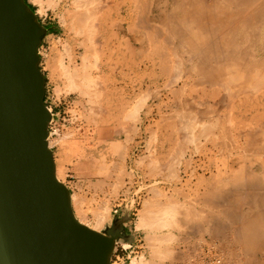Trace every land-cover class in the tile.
Listing matches in <instances>:
<instances>
[{"label": "rangeland", "instance_id": "rangeland-1", "mask_svg": "<svg viewBox=\"0 0 264 264\" xmlns=\"http://www.w3.org/2000/svg\"><path fill=\"white\" fill-rule=\"evenodd\" d=\"M49 1L26 0L47 29L39 55L45 103L53 115L49 142L56 174L71 192L76 217L93 229L98 215L106 213L101 233L116 218L125 219L129 239L117 243L112 264L249 263L252 257L225 233L235 226L232 220L227 223L228 213L245 207L222 202L223 237H213L211 217L217 211L214 192L228 191L229 184L235 187L254 176L264 178V82L239 79L240 74L237 80L199 72L190 46L180 44L163 22L180 14V0ZM213 1L205 0L212 9L208 14L215 12ZM181 22L184 30L186 23ZM188 33L198 35L196 29ZM212 196L214 203L209 202ZM122 201V211L114 214ZM167 203H178L191 225L186 226L183 215L168 214ZM201 211L205 217L197 216ZM170 215L185 225L183 232L163 224L158 229L156 218L161 222ZM196 217L212 221L206 223L212 227ZM233 224L240 227L242 219Z\"/></svg>", "mask_w": 264, "mask_h": 264}, {"label": "water", "instance_id": "water-1", "mask_svg": "<svg viewBox=\"0 0 264 264\" xmlns=\"http://www.w3.org/2000/svg\"><path fill=\"white\" fill-rule=\"evenodd\" d=\"M47 29L26 0H0V264H112L125 219L80 224L49 146L39 49Z\"/></svg>", "mask_w": 264, "mask_h": 264}, {"label": "bare ground", "instance_id": "bare-ground-1", "mask_svg": "<svg viewBox=\"0 0 264 264\" xmlns=\"http://www.w3.org/2000/svg\"><path fill=\"white\" fill-rule=\"evenodd\" d=\"M49 1V0H48ZM51 1V0H50ZM49 1V2H50ZM75 1V0H74ZM53 2V1H52ZM78 2V1H77ZM84 2V1H83ZM91 2V1H90ZM95 2V1H94ZM209 2V1H208ZM207 2V3H208ZM215 4L214 6H210L213 7L215 12L214 14H208L210 13V11L207 8V3L205 2V0H180V5H177V7L179 8V12L175 13V14H171L169 17H164L165 19L163 20V22L166 21V23L169 25V29L173 35H176L178 39V41L180 42V44L183 45H188L191 48V54L193 55V59L195 58L196 62H197V68L199 70V72H203L206 73L209 76H213L216 78H219L220 76H226V75H231V76H235L234 78H237L239 74V79L241 78V76L245 77L248 76L252 81H255L256 84L259 85L261 83H263L264 81L259 80L260 78L264 80V0H216L213 1ZM44 3V2H43ZM58 3V2H57ZM211 3V2H210ZM48 4V3H47ZM150 4V3H149ZM148 4V6H149ZM213 4V3H212ZM56 5V4H55ZM79 5V2H78ZM96 5V4H95ZM223 5V6H222ZM145 6V5H144ZM208 6V7H209ZM78 7V6H76ZM141 7V6H140ZM80 8V7H79ZM84 8V7H83ZM93 8V7H92ZM209 10V11H208ZM77 11V10H76ZM213 12V11H212ZM146 13V12H145ZM144 14V13H142ZM180 15H182V18L180 19ZM88 16V15H87ZM143 16V15H142ZM86 17V16H85ZM63 18V17H62ZM79 19V18H78ZM63 20V19H62ZM88 20V19H87ZM181 21L185 22L186 26H184V30L182 29V27H180V25H178L179 23H182ZM88 24V23H87ZM93 24V23H92ZM83 26H85L83 24ZM93 27V26H92ZM196 29L197 30V34L198 35H191L188 33L189 30H193ZM81 30V29H80ZM73 31V30H72ZM192 31H190L191 33ZM81 33V31H80ZM188 33V34H187ZM78 35V34H77ZM173 41V40H172ZM98 42V41H97ZM138 43V42H136ZM81 44V43H80ZM110 44V43H109ZM179 44V45H180ZM252 45L257 46L258 51L256 50V48L253 49ZM174 46V45H173ZM171 47V46H170ZM183 47V46H182ZM252 47V48H251ZM169 48V47H168ZM95 49V48H94ZM253 49V50H252ZM140 50V49H139ZM173 50V49H172ZM175 50V49H174ZM170 51V50H169ZM172 53V52H171ZM183 55V54H182ZM183 57V56H182ZM97 58V57H96ZM87 59V58H86ZM192 60V57H191ZM89 64V63H88ZM85 66V65H84ZM87 66V65H86ZM196 66V65H195ZM65 68H67L65 66ZM89 68V67H88ZM87 68V69H88ZM196 68V69H197ZM98 69V68H97ZM195 69V68H193ZM196 69L193 72H196ZM69 70V69H68ZM180 70V69H179ZM64 71V70H63ZM91 71V69H90ZM172 71V70H171ZM187 71V70H186ZM74 72V70H73ZM162 72H164V70H162ZM263 72V73H262ZM74 74V73H73ZM261 74V75H260ZM263 74V75H262ZM66 75V74H65ZM75 75V74H74ZM90 75V74H89ZM70 76V75H68ZM84 76V75H83ZM74 77V76H73ZM230 77V76H229ZM257 77V78H256ZM222 78V77H221ZM232 77V80H236ZM85 80V77L83 78ZM98 79V78H97ZM69 80V79H68ZM91 80V79H90ZM214 80V79H213ZM259 80V81H258ZM73 81V79H72ZM231 82V81H230ZM91 83V82H90ZM214 83V82H213ZM212 83V84H213ZM251 84H253V82L250 81ZM74 84V83H73ZM89 84V83H88ZM220 84V82H219ZM226 84V83H225ZM224 84V85H225ZM231 84H233L231 82ZM249 84V85H251ZM75 85V84H74ZM73 85V86H74ZM92 85V84H91ZM96 85V84H95ZM172 85V84H171ZM248 85V86H249ZM82 86V85H81ZM168 86V85H167ZM213 86V85H212ZM210 86V87H212ZM221 86V85H219ZM255 86V85H254ZM253 85H251V87H254ZM263 86V85H262ZM86 87V86H85ZM89 87V85H88ZM227 87V86H226ZM250 87V86H249ZM75 88V87H74ZM78 88V86H77ZM87 88V87H86ZM85 88V89H86ZM90 88V87H89ZM101 88V87H100ZM79 89V88H78ZM88 89V88H87ZM227 90V89H226ZM246 90V89H245ZM75 91V90H74ZM89 91V90H88ZM96 91V90H95ZM174 92V91H173ZM225 92V91H224ZM248 93V92H247ZM88 94V93H87ZM89 95V94H88ZM252 95V94H251ZM84 96V95H83ZM143 96V95H142ZM226 96V95H225ZM237 97V96H236ZM251 97V96H250ZM91 98V97H90ZM142 98V97H141ZM147 98V97H146ZM225 99V98H224ZM204 100V99H203ZM237 101V100H236ZM199 102V101H198ZM88 103V102H87ZM185 103V101H184ZM194 103V102H193ZM210 103V101H209ZM217 103V102H216ZM93 104V103H92ZM205 104V102H204ZM195 105V104H194ZM186 106V105H185ZM202 108V107H201ZM49 112L50 109H48ZM91 110V109H89ZM184 111V110H183ZM90 112V111H89ZM189 112V111H188ZM217 112V111H216ZM187 113V112H186ZM203 115L204 112H202ZM180 114V113H179ZM201 114V113H200ZM173 115V114H172ZM183 115V114H182ZM208 114H206L205 116H207ZM229 115V114H228ZM184 116H187L184 114ZM196 116V115H195ZM202 116V114L200 115ZM173 117V116H172ZM204 117V116H203ZM209 117V116H207ZM174 118V117H173ZM180 118V117H179ZM200 118V117H199ZM206 118V117H204ZM165 119V118H164ZM187 118L185 117V120ZM210 119V118H209ZM208 119V120H209ZM221 121V120H220ZM202 122V121H200ZM219 123V122H218ZM227 123V122H226ZM231 123V122H230ZM185 124V123H184ZM201 124V123H200ZM232 124V123H231ZM191 125V124H190ZM189 124L186 126H190ZM181 126V125H180ZM222 126V125H221ZM185 127V126H184ZM132 129V128H131ZM246 129V128H244ZM124 130V129H123ZM249 130V129H248ZM202 131V130H201ZM205 131V130H204ZM203 131V132H204ZM207 131V130H206ZM205 131V132H206ZM197 133V132H196ZM219 133V132H218ZM217 133V134H218ZM254 133V132H253ZM216 134V135H217ZM255 134V133H254ZM215 135V134H214ZM244 136V135H243ZM187 138V137H186ZM217 138V137H216ZM152 139V138H151ZM151 141V140H149ZM48 142H49V138H48ZM185 142V141H184ZM184 145V144H183ZM258 145V144H257ZM49 146L51 148V144L49 142ZM177 147V146H176ZM185 147V146H183ZM185 150V149H184ZM187 150V149H186ZM262 153V152H261ZM259 158V157H258ZM141 159H145V158H141ZM138 164V163H137ZM159 165V164H158ZM149 167V166H148ZM155 168V167H154ZM259 169V168H258ZM260 171V170H259ZM122 172V171H121ZM235 178V177H234ZM59 179V178H58ZM239 180V179H237ZM233 181V180H232ZM237 181H235L236 183ZM242 182V180L240 181ZM240 182L236 183V186L233 187L235 184H233L232 186H230V184L228 185L230 188V190L228 191H224V190H219V192L216 194L215 193V197L214 198L212 196V201L209 200V202L214 203L213 198L217 201L216 203H214V206H217L216 209V214L213 215L211 217V214L209 213V217L208 219L212 218V224L214 225V227H212L210 225V227L213 228L212 231V235L215 238L218 237H223V232L226 231V228L224 229V227H222V225L220 224V216H223L222 211L224 210V208L226 209V207L222 208V202L223 201H227L228 204L230 205H240V206H244L245 208L240 212H235L232 214V211L229 212L228 215V224L235 225L232 228L229 227V230H227L225 233L228 234L229 231V235H230V239L233 242L232 244L234 246H240L241 249L244 252H248L246 253L247 255L252 257V260L249 263L246 264H264V193H262L261 191L264 192V178H260L258 176H254L251 178H248V182L244 183L242 182V184ZM221 183V182H220ZM117 184V183H116ZM225 185V184H224ZM213 186V185H211ZM210 186V187H211ZM227 186V185H226ZM225 186V188H226ZM120 187V186H119ZM213 188V187H211ZM258 191V193L254 192V191ZM136 193V192H135ZM209 195V193H208ZM74 196V195H73ZM207 196V194H206ZM211 197V194L209 195ZM175 201V200H174ZM171 202V201H170ZM178 202V201H177ZM161 203V202H160ZM173 203V202H172ZM170 205L169 204V209H165L167 211L168 214L171 213V215H175L176 216H181L183 215L182 213H180L179 208L176 205ZM200 204V203H199ZM203 204V203H202ZM207 205V203H205ZM216 204V205H215ZM181 205V204H180ZM183 205V204H182ZM159 206V204L157 205ZM166 206V204H165ZM171 206V207H170ZM191 206V205H190ZM227 206V205H226ZM229 206V205H228ZM230 206V207H232ZM185 207V206H184ZM184 207H181V210L184 209ZM209 207V205H208ZM211 207V206H210ZM209 207V208H210ZM239 207V206H237ZM168 208V207H167ZM206 208V206H205ZM208 208V209H209ZM212 208V207H211ZM210 208V209H211ZM234 208V207H233ZM236 208V207H235ZM234 208V209H235ZM161 209V208H160ZM187 208H185L186 210ZM215 210V208H213ZM223 209V210H222ZM241 209V208H238ZM157 210V209H156ZM162 210V209H161ZM195 210V209H194ZM199 210V209H198ZM150 211V210H149ZM148 211V213H149ZM196 211V210H195ZM108 212V210L106 211ZM155 212V211H154ZM151 212V213H154ZM187 212V211H186ZM190 212V211H189ZM75 213V212H74ZM150 213V214H151ZM185 213V211L183 212ZM197 213V212H194ZM205 214V211H201L197 213V216H199V214ZM103 214V213H101ZM98 215V219L97 221H99V223L96 225L97 228H90L87 225L83 224V222L81 220H79L76 215L75 218L76 220L92 229L98 232V229L100 227V223L102 224V222L104 223V217L106 216L104 214V217L102 215ZM157 214V213H156ZM161 218H163V214L161 216V211L159 212ZM191 214H189V218L191 217ZM165 215V214H164ZM167 215V214H166ZM168 216L170 217V219L168 220V218H164L162 219L161 222H158L159 218L157 219L156 217V221L154 223H157L156 226L158 227V229H160L163 225L165 226H174V228H176L177 230H180L183 226V228H185V225L179 221L180 219H178L176 216V218H173V216ZM187 214L185 213L183 215L184 219L183 222L185 220V224L186 226L190 223H188L186 221V216ZM227 215V214H225ZM158 217V215H156ZM194 216V215H193ZM231 216V217H230ZM167 217V216H166ZM202 217V215L200 216ZM199 217V218H200ZM205 217V215H204ZM203 220L206 221V218ZM211 217V218H210ZM227 217V216H224ZM153 219V217H150ZM154 218V219H155ZM160 218V219H161ZM188 218V217H187ZM192 218V217H191ZM197 218V217H196ZM199 218L198 221H199ZM235 219H242V225L240 227H236V224H233V221L235 223ZM145 220V219H144ZM143 220V221H144ZM168 220V221H167ZM190 220V219H189ZM196 220V219H195ZM200 220H202L200 218ZM202 221H200V223L206 224L209 223L211 224L210 221H206L205 223ZM231 221V223H229ZM152 221V220H151ZM150 221V222H151ZM160 221V220H159ZM170 221V222H169ZM191 221V220H190ZM227 221V220H226ZM241 221V220H240ZM145 222V221H144ZM239 222V221H237ZM147 223V222H145ZM198 223V222H196ZM199 223V224H200ZM163 224V225H162ZM195 224V222H194ZM193 224V225H194ZM197 224V225H199ZM200 224V225H203ZM209 224H206L209 226ZM149 225V224H148ZM191 225V224H190ZM196 225V224H195ZM230 225V226H232ZM238 226L240 225L239 223L237 224ZM155 226V225H153ZM168 226V227H169ZM96 227V226H95ZM144 227V226H142ZM189 227V225H188ZM194 227V226H193ZM207 227V228H210ZM227 227V229H228ZM167 228V227H166ZM170 228V227H169ZM180 228V229H179ZM181 229L182 232L184 229ZM187 228V227H186ZM196 228V226H195ZM199 228V226L197 227ZM196 228V229H197ZM206 228V229H207ZM153 229V228H152ZM156 229V228H155ZM154 229V230H155ZM172 229V230H173ZM174 229V230H176ZM195 229V231H196ZM204 229V226L203 228ZM223 229V231H222ZM180 230V231H181ZM193 230V229H192ZM210 230V229H209ZM157 231V230H156ZM186 231H188L186 229ZM189 231L190 228H189ZM198 231V230H197ZM200 231V230H199ZM202 231V230H201ZM208 233L210 231L206 230ZM206 231H203L204 233ZM179 232V231H178ZM202 232V233H203ZM185 233V232H184ZM201 233V232H200ZM199 233V234H200ZM201 233V234H202ZM172 234V233H171ZM194 234V233H193ZM154 235V234H153ZM188 235V234H187ZM196 235V232H195ZM169 237V234L167 235ZM172 236V235H171ZM170 239L173 238V236H175L173 234V236ZM176 237V236H175ZM163 239V238H162ZM164 239H166V237L164 236ZM163 239V240H164ZM169 240V238H167ZM166 239V240H167ZM178 240V238H176ZM204 239V238H203ZM211 239V238H210ZM162 240V241H163ZM172 240V239H171ZM174 240V238H173ZM182 240V239H181ZM217 240V239H216ZM165 241V240H164ZM185 241V240H183ZM230 241V242H231ZM153 242V240H152ZM157 242V241H156ZM171 242V241H170ZM164 243V242H163ZM169 243V241H168ZM192 243V242H191ZM150 244V243H149ZM209 244V243H208ZM231 244V243H230ZM155 245V244H154ZM211 245V244H210ZM212 247V246H211ZM238 248V247H237ZM216 249V248H215ZM218 250V249H217ZM154 251V250H153ZM160 251V250H159ZM170 251V250H169ZM211 251V250H210ZM239 251V250H238ZM173 252V251H172ZM243 252V253H244ZM171 253V251L169 252ZM164 255V253H162ZM173 254L175 255V253L173 252ZM173 254H169L168 257ZM212 254V253H211ZM217 254V253H216ZM167 255V254H166ZM212 256V255H211ZM160 257V256H159ZM219 257V256H218ZM231 257V256H230ZM151 258H154V256ZM161 258V257H160ZM159 258V259H160ZM167 258V257H166ZM174 258V257H173ZM172 258V260H173ZM142 259V258H141ZM158 259V258H157ZM169 259V258H168ZM175 259V258H174ZM201 259V258H200ZM230 259V258H229ZM190 260V259H189ZM140 261V258H139ZM163 261V260H162ZM141 262V261H140ZM133 263V261H132ZM150 262L148 261V264ZM197 263V262H196ZM216 263V262H215ZM135 264V263H133ZM141 264V263H139ZM145 264V263H143ZM153 264L154 261H153ZM161 264V263H160ZM241 264V263H240Z\"/></svg>", "mask_w": 264, "mask_h": 264}, {"label": "built area", "instance_id": "built-area-1", "mask_svg": "<svg viewBox=\"0 0 264 264\" xmlns=\"http://www.w3.org/2000/svg\"><path fill=\"white\" fill-rule=\"evenodd\" d=\"M124 204V202L122 201L121 204H119L117 207H116V210L114 211V214H118L119 212L122 211V205ZM126 206V205H125Z\"/></svg>", "mask_w": 264, "mask_h": 264}, {"label": "crops", "instance_id": "crops-1", "mask_svg": "<svg viewBox=\"0 0 264 264\" xmlns=\"http://www.w3.org/2000/svg\"><path fill=\"white\" fill-rule=\"evenodd\" d=\"M124 226H125V224H124Z\"/></svg>", "mask_w": 264, "mask_h": 264}]
</instances>
